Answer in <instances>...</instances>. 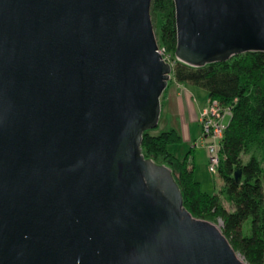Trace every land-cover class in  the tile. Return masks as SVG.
I'll use <instances>...</instances> for the list:
<instances>
[{"label":"water","instance_id":"water-1","mask_svg":"<svg viewBox=\"0 0 264 264\" xmlns=\"http://www.w3.org/2000/svg\"><path fill=\"white\" fill-rule=\"evenodd\" d=\"M151 1L0 0V264H243L142 154L171 79ZM172 1L177 61L264 52V0Z\"/></svg>","mask_w":264,"mask_h":264},{"label":"trees","instance_id":"trees-1","mask_svg":"<svg viewBox=\"0 0 264 264\" xmlns=\"http://www.w3.org/2000/svg\"><path fill=\"white\" fill-rule=\"evenodd\" d=\"M153 26L161 21L157 44L174 56L175 8L172 0H152ZM174 82L203 89L208 99L230 107L231 116L221 141L217 175L223 182V198L207 195L193 178L189 149L179 159L170 146L181 143L172 128L142 134L145 158L166 165L176 182L183 207L192 217L213 223L221 221V233L232 249L248 264H264V52H247L226 61L191 67L176 61ZM249 155L246 161L242 155ZM235 172H239L238 179ZM232 205L227 211L222 200ZM247 221V222H246Z\"/></svg>","mask_w":264,"mask_h":264},{"label":"crops","instance_id":"crops-1","mask_svg":"<svg viewBox=\"0 0 264 264\" xmlns=\"http://www.w3.org/2000/svg\"><path fill=\"white\" fill-rule=\"evenodd\" d=\"M169 82L160 98V115L156 130H150V133L156 134L163 129L172 128L179 135L181 144L187 145L188 150L192 149V153L196 149L205 152L201 146L194 147V145L201 138L198 115L208 99L207 92L200 88L178 84L172 78Z\"/></svg>","mask_w":264,"mask_h":264},{"label":"built area","instance_id":"built-area-1","mask_svg":"<svg viewBox=\"0 0 264 264\" xmlns=\"http://www.w3.org/2000/svg\"><path fill=\"white\" fill-rule=\"evenodd\" d=\"M157 53L162 61L171 68V77L174 63L177 61L174 56L168 54L163 46L157 44ZM231 116L230 107L221 105L217 100L207 99L206 104L199 111L198 122L201 129V138L194 145L201 146L206 153L207 168L210 172H216L221 155V141L227 126L225 120L229 121Z\"/></svg>","mask_w":264,"mask_h":264},{"label":"rangeland","instance_id":"rangeland-1","mask_svg":"<svg viewBox=\"0 0 264 264\" xmlns=\"http://www.w3.org/2000/svg\"><path fill=\"white\" fill-rule=\"evenodd\" d=\"M160 24H161V21L158 20L156 23V26L155 25L153 26L156 42H157V34L159 33V29H160ZM188 87H194V86H188ZM225 123H228V120H225ZM154 130H156V128L152 129L151 131H154ZM169 149L172 153L176 154L179 157V159L184 158V156L188 152V146L184 145L183 143L182 144L180 143L179 145H176V146H170ZM190 155L191 157L189 159L192 165L193 178L195 181L199 183L202 192L206 193L207 195L217 194L218 196L223 198V193L220 191L223 188V182L218 177L217 172L213 173L208 170L207 158H206L205 152L202 150L196 149L194 153L191 152ZM248 157L249 155L247 154L242 155V160L246 161ZM222 202L227 211L232 210L233 207L229 202H227L225 199H223ZM207 222H210V221H207ZM210 223L214 224L219 230H220V227L222 226L221 221H218L217 223H213V222H210ZM235 253L237 257L243 262V264H248L243 258V256L240 255V253L236 251Z\"/></svg>","mask_w":264,"mask_h":264}]
</instances>
